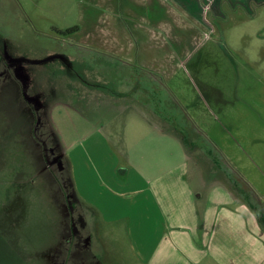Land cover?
Returning a JSON list of instances; mask_svg holds the SVG:
<instances>
[{
  "label": "rangeland",
  "instance_id": "1",
  "mask_svg": "<svg viewBox=\"0 0 264 264\" xmlns=\"http://www.w3.org/2000/svg\"><path fill=\"white\" fill-rule=\"evenodd\" d=\"M100 1L19 0L23 15L17 17L6 12L4 0H0V45H5L3 39L8 35L22 49L6 52L0 48V55L10 56L8 65L2 67L12 75L10 79L23 82H8L2 90L14 92L18 87L27 98L36 96L30 100L32 105L43 103L32 119L21 113L26 110L22 103L17 108L12 105L16 100L0 99V109L8 113L5 123L12 129L0 145V264H66L70 258L65 260V247L60 246L62 238L69 237V221L80 232L84 227L91 229L85 231L88 241H84L85 251H79L77 264L86 258V264H142L165 229L160 209L145 191L141 174L146 168L156 167V171H148L145 177L156 172L170 178L181 173L177 165L189 160L188 179L196 196H201L199 205L205 203L211 187L234 190L241 186L240 174L213 142L221 130L217 120L223 118V107L230 114L243 111L252 127L261 119L264 123V0L222 1L220 18L212 24L215 30L205 38L204 47L182 61H168L169 77L150 69L138 47L130 56L132 43L127 32L124 41L116 43L129 50L122 52L125 56L116 53L115 34L102 20L88 34L58 32L76 25L84 31ZM218 1L211 4L218 5ZM122 2L127 3L118 0ZM177 6L156 18L154 43L161 46L165 35L172 44L182 42L178 51L186 56L190 43L201 41L199 30H209L208 23L200 11L194 19ZM10 8L16 11V7ZM98 16L102 18V11ZM206 17L213 20L215 16L207 13ZM119 19L122 23L132 20ZM181 31L186 32L185 37ZM139 39L137 36L134 43ZM30 49L40 51L35 54L37 60L31 58ZM39 61L50 63L52 69L36 68V80L41 83L32 84L30 90L26 83L32 71L29 66ZM46 74L53 77L51 83ZM33 91L39 93L31 94ZM221 91L226 101L219 104ZM5 123L0 126L4 128ZM30 127H37L41 134L37 139L44 137L50 150L58 149L57 154L39 149L33 157L22 140L28 139ZM159 140L161 145L149 149L151 141ZM188 147L192 158L187 155ZM258 148L259 153L264 152V143ZM61 166L67 169L65 175L69 173L75 189L78 183L76 196L82 204L62 184ZM177 189L170 187L168 197L177 195ZM65 193L76 208L71 217L66 212L70 209L63 205ZM89 199L104 209L105 216L95 212L94 217L84 209ZM107 205L112 213L106 211ZM116 218L120 219L113 223Z\"/></svg>",
  "mask_w": 264,
  "mask_h": 264
},
{
  "label": "crops",
  "instance_id": "2",
  "mask_svg": "<svg viewBox=\"0 0 264 264\" xmlns=\"http://www.w3.org/2000/svg\"><path fill=\"white\" fill-rule=\"evenodd\" d=\"M124 1L127 3L122 2L123 4H119L118 0L100 1V4H98V6L96 5L97 13L90 18L88 23L84 24V31H81L82 28L79 27V33L84 32L88 34L89 31L91 32L95 29L94 24L102 20L101 23L103 22L106 25L109 24V27L112 28V33L115 34V52L123 54L122 52H127L129 49L122 48L121 44L117 46L116 41L123 42V33L127 32L130 36L129 40L132 43V48L129 51L130 56L134 53V49L138 47V53L141 55L144 63L147 62L146 65L150 69L164 73L165 76L170 72L166 70V68L169 67L167 65L168 61L171 59L175 63L180 60L182 61L188 58V56H193L196 51L198 52V50L204 47L205 38L207 36L209 37L211 31L215 30L212 24L216 21V18H220L224 3L222 2L224 0H219L218 5L213 6V4H211L213 0H166L168 3L158 2L157 0H152V2L149 0ZM238 1L239 0H234V4L238 3ZM4 3L6 12L9 10L14 15L17 14V17L23 15L19 0H4ZM174 4L178 5L177 7L182 9L183 12L190 13V16L194 19L196 18V12L200 11L203 15V20L205 19L207 21L208 29L210 30H205V32L203 29L199 30L202 39L195 44L190 43V51L186 56H182L178 51L179 46H183L182 42H174L172 44L171 39L166 40L167 37L165 35L164 39L161 41V46H155L154 43L157 26L153 23L156 22L157 17L161 18L164 14L166 15L167 9L174 6ZM10 7H16V11L11 10ZM100 11H102V18L98 16ZM207 13H212L215 16L214 19L212 20L210 17H206ZM148 14L150 18H148ZM120 17H131L132 20H130L133 22L128 20L122 23L119 19ZM200 22V25H205L202 21ZM198 27L199 26H197V29ZM103 32H105V30ZM182 34L185 37L186 32H182ZM7 36L8 35H5L3 39L5 45H0V48H3L6 52L9 49L22 51L21 45ZM137 36H139L140 39L138 44H135L134 40L137 39ZM103 41L105 42L106 40ZM35 48L37 49V47ZM29 51L32 55L31 58L37 60L35 54L40 51L35 49L33 51L30 49ZM171 51L174 53L173 55ZM3 56H5V58H3ZM123 56L125 55L123 54ZM9 58V54L0 55V99L12 98L11 100H16L12 105L19 107L16 104L17 102L21 104V101H19L20 99H26L28 101L36 96L32 95L29 96L30 98H27L22 94L21 90L18 91V87L14 92H9L8 89L2 90V88L6 87L5 85L8 82L23 83L21 79L15 81L12 78L10 79L12 75L2 67V65H8L6 59ZM153 64H159L161 69L157 68L159 67L158 65H155V68ZM27 66H29V64H27ZM29 67L32 68V71L28 72V78L30 80L26 83L31 85L30 90H32V84L41 83L40 80H36L38 77L35 72L37 71L36 68L44 67V69L48 71V69H52V67L50 63L49 65H45L41 63V61ZM46 75L50 78L51 83L53 77L48 74ZM167 76L169 77V75ZM40 78L41 77L38 79ZM33 92H31V94L37 95V93H39L37 91ZM218 95L220 97L218 98V103H224L226 100H224L223 92H219ZM212 98L213 96L210 97V100ZM113 101L120 102V100ZM5 105L6 104H4V106ZM39 105L38 102L37 104L35 103L34 108L36 107V109H38ZM22 106L26 107V102L24 105L22 104ZM221 109L223 118L220 121L217 120L218 123H221L220 126H217L221 127V130L218 129L217 134H213L215 137V142H213L215 143L214 146L218 150L219 146H221V154L224 158L228 161L230 160L231 165L234 166V170L237 171L241 177L246 179L247 183L260 196L259 198L264 201V152L261 151L259 153L258 148V146L264 143V123L261 119L258 124L252 127L248 124L249 121L243 111L237 114H230L226 107ZM1 111L0 109V112ZM21 113L29 116L27 109ZM213 130L215 129L213 128ZM157 142L158 141H156V143L151 141V143H149V149H151V147L155 149L156 145H161L160 140L158 143ZM111 147L118 151L117 147ZM191 153V148H189L187 155L192 158ZM210 157L212 161L213 156ZM188 161H186V165H177L176 168L179 169L181 167V173L175 177L172 176L169 178V176H167L164 178V176L158 175L156 172L154 174L151 173L152 175L150 177H145L146 173L150 171V168H146V172L141 174L144 182L146 180L147 188L145 191L150 193V196L156 202L165 225L162 237L157 242L154 249L151 252L149 251L145 262L142 264H264V227L258 218V213L241 198L242 196L236 192V188L231 190L227 186L209 188L210 190L207 192L205 203L199 205L198 198L201 196H196V189L191 185L188 179L190 176V164ZM154 170L156 171V167L152 168L150 172ZM75 186H77L75 195L72 194V191L69 193L72 194L71 198L76 197L75 200L78 204H82L83 200L79 199L80 197L78 198L79 195L76 196V193L78 194L79 192L78 183ZM170 187H177L178 189L176 191L178 193L169 198L168 189ZM138 191H143V189ZM67 196L66 193L63 194V199L65 201L69 199ZM81 197L83 196L81 195ZM89 200L90 201L85 204L86 208L84 209L88 210V213L91 212V215L94 217L96 213L101 216L102 213L104 215L102 211L104 209L91 199ZM163 203L167 206L163 207ZM105 209L109 213H112L110 212L111 209L109 205L105 206ZM113 216H115V214L112 215V217ZM117 219L120 218L113 219L112 222L114 223ZM126 228L127 226L125 225L123 230L126 231ZM89 230L91 231L90 228H86V231ZM74 236L75 235L69 237L71 242L67 241L64 243L62 241L61 243V246L63 245L66 248L67 259L72 258L73 261L77 259L80 251L77 242H74L79 238ZM63 263H65V261Z\"/></svg>",
  "mask_w": 264,
  "mask_h": 264
},
{
  "label": "trees",
  "instance_id": "3",
  "mask_svg": "<svg viewBox=\"0 0 264 264\" xmlns=\"http://www.w3.org/2000/svg\"><path fill=\"white\" fill-rule=\"evenodd\" d=\"M79 31H80L79 25H76V26L71 27V28L66 29V30L58 29V32H61L62 34H67V35L75 34V33L79 32ZM14 89L17 90L16 87ZM18 91H20V89H18ZM9 101H11V100H9ZM19 101H21V103L24 105L25 102L22 101V99H20ZM29 102H30V100H29ZM16 105H18L20 107L21 104H20V102H17ZM26 105H27L26 109H27L29 115L32 117V119H34L33 117H35V112L37 113L39 111V109L41 110V108L43 106V103L39 105L38 109H36V107L34 108V105H32L31 102L30 103L26 102ZM7 107H9V106L7 105ZM19 107H17V108H19ZM5 114H8V113H6V112L4 113L3 111L0 112V115H1L0 116V124H2L5 121H7V119L5 117L6 116ZM2 115H4V116H2ZM6 126H7V128H6ZM34 126L35 125H33V127ZM26 131H27L26 135L29 136V137H27L28 139H25L26 136H25V134L22 133V136H25L24 139H22V140L25 142L26 148H28V151H30V153L32 155H34L33 157H35V155L38 154L37 152L39 151V149L40 150L43 149V151H46V149L48 150V146H47V144L45 142V138L41 137L40 139H37V138H39L38 134H40V132H39L37 127H35V128L30 127ZM11 132H12V129H10V126H8L7 122L5 123V127L4 128H2V126H0V134H1L0 135V145H1L2 140L7 135L10 136ZM30 136H32V138H33V136H35L36 140L35 141L32 140L30 138ZM40 136H41V134H40ZM32 141H34L33 144H32ZM57 152H58V149H57ZM60 169L62 171V174H61V178H62L61 182H62V184L65 185L66 188L69 189V191H72L73 192L72 194L75 195L74 184H73V182H72V180H71V178L69 176V173L65 175V173L67 172V169H65L64 166L63 167L61 166ZM238 181L240 182L241 186L237 187V188L235 187L236 188V192H238V194L242 196L241 198L244 201H246V203L253 210H255L258 213L257 214L258 218L261 221L262 226L264 227V203H263V201L259 198V196L254 191V189L247 183L245 178L239 177Z\"/></svg>",
  "mask_w": 264,
  "mask_h": 264
},
{
  "label": "flooded vegetation",
  "instance_id": "4",
  "mask_svg": "<svg viewBox=\"0 0 264 264\" xmlns=\"http://www.w3.org/2000/svg\"><path fill=\"white\" fill-rule=\"evenodd\" d=\"M39 122H40V120H39ZM39 122H38V124H39ZM47 150V149H46ZM48 150L50 151V152H53V154L54 153H56L57 152V150L56 149H51L50 150V148H48ZM57 154V153H56ZM59 154V153H58ZM59 155H61V154H59ZM62 156V155H61ZM66 199V198H65ZM68 204L69 205H71V206H68ZM63 205H64V208L65 207H67L66 208V210L69 208L70 209V211L68 210V211H66V212H68V215H69V217H71V215L73 214V213H75V207L73 206V204H72V202H70V201H65L64 200V203H63ZM66 205V206H65ZM75 215V214H74ZM79 218H81V216H79ZM75 224L73 223L72 224V222L71 221H69V226H68V228H67V233H66V235H69V237H72L73 235H75L76 236V238L78 237L79 239H77L76 241H74L75 243L77 242V244H78V247H79V249L81 250L80 251V253L82 254L85 250H83V247L85 246V243H84V241H88L87 239H85V237L87 236V234H86V227H85V229L82 231V232H80L79 231V229H77V227H76V229H74V226ZM85 226H87V225H85ZM74 236V237H75ZM69 237H64V238H62L63 240V242L65 243V242H67V241H69V242H71V240H70V238ZM67 238V239H66ZM62 248H64V246L62 245L61 246ZM82 248V249H81ZM63 250H65L64 251V258H65V260H67V256H66V248H64ZM72 255V254H71ZM69 256V255H68ZM74 256V255H73ZM79 256V255H78ZM77 256V257H78ZM64 258H63V260H64ZM88 259L89 258H86V261L85 260H82L81 262H82V264H86V262H88ZM61 260V259H60ZM62 260V261H63ZM64 260V261H65ZM78 259H76L75 261H73L72 260V258H70V260H67L66 261V264H77L79 261H77ZM63 261V262H64Z\"/></svg>",
  "mask_w": 264,
  "mask_h": 264
}]
</instances>
